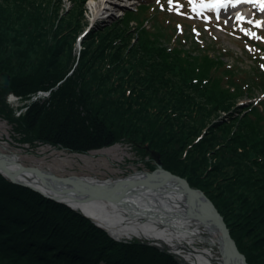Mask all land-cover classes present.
I'll return each instance as SVG.
<instances>
[{"label":"trees","instance_id":"1","mask_svg":"<svg viewBox=\"0 0 264 264\" xmlns=\"http://www.w3.org/2000/svg\"><path fill=\"white\" fill-rule=\"evenodd\" d=\"M84 2L70 0L59 15L60 0H0V74L22 100L49 92L15 118L0 90L12 141L86 154L127 140L149 157V172L154 151L162 169L213 203L247 264H264V116L236 104L259 85L224 86L216 56L198 62L188 50L157 45L139 21L128 26L136 19L129 10L91 28L77 53ZM258 77L264 90V72ZM0 264L179 263L149 244L118 242L0 174Z\"/></svg>","mask_w":264,"mask_h":264},{"label":"rangeland","instance_id":"2","mask_svg":"<svg viewBox=\"0 0 264 264\" xmlns=\"http://www.w3.org/2000/svg\"><path fill=\"white\" fill-rule=\"evenodd\" d=\"M170 1L171 0H151V3L145 2L144 5L147 6L146 8H140L136 11V8L142 4L132 5L134 1L116 0V2L128 3L127 5L129 7L124 10L114 8V10H112L114 15H111L105 22L99 23V25L109 24L119 19L123 11L129 10L134 13L132 16H136V19L129 21L128 26H133L136 24V21H139L141 27L154 36L151 40L156 42L157 45L160 44L171 49L176 47L178 49L188 50V53L193 59L197 57L198 62H200L201 58L204 56L209 58L216 56L220 62L217 68L218 77L224 80V86L228 85L227 81L229 80H232L241 89L247 88L252 82L259 85V88L257 85L252 88L251 93L249 92L251 95L243 93L236 99V104L242 107L252 106V108H256L257 111L262 112L261 115L263 117L264 90H259L262 88V85L259 83L258 73L264 72V57H261L262 60L258 59L254 62L248 60L249 57L244 55L243 52L245 50L248 52L250 50V45L245 43L241 37V33L236 30V27L232 26L230 20L227 19L228 16L223 17L224 23H215L209 14L197 15V13L200 12L194 10L196 9L194 3L193 5L190 4V2L194 0H185L188 3L184 2V0H175L178 2L176 4H171L169 3ZM60 4L58 13L62 15L71 4L70 0H60ZM101 4L102 1L100 0H85L83 8L86 25H84L83 29L80 31V36H83L84 33L88 31L87 18L92 16V9L95 7L98 8V6L101 7ZM173 5H177L176 9H174V7L171 9ZM166 6L167 10H165ZM191 8H193V10ZM179 23H184L185 26L182 27ZM195 28L196 30H194ZM132 42L133 41L130 43ZM74 49L78 53L81 46L79 49L75 44ZM256 53H258L257 50ZM8 96H6L5 103L13 110L17 109L13 113L15 118L21 116L25 112L23 109L25 108L24 105H29L31 103V101L22 100L17 96V104L13 101L9 102ZM21 110V114H15L17 111ZM261 122L264 126V118ZM11 134V125L0 118V153L6 155L14 153L22 157L23 163L39 165L54 171L58 175L79 176L99 182H113L133 175H144L149 172L145 165V161H147L149 157L145 155L142 156V154L137 152L127 140L116 142L106 148L91 150L86 154H73L49 145H37L35 147H30L25 144L20 145L12 141ZM110 236L113 237L111 234ZM116 240L120 242L138 241L146 244H154L156 243L155 241H160L135 237ZM159 245L165 252L170 253V250L162 241H160ZM203 245L204 244H201L199 241H194L191 246L196 249H203L205 248ZM189 249L193 250L192 247ZM211 249L214 254V249ZM174 256L175 259L177 258L176 260L179 264H187L180 256ZM216 258L217 256L215 259Z\"/></svg>","mask_w":264,"mask_h":264},{"label":"bare ground","instance_id":"3","mask_svg":"<svg viewBox=\"0 0 264 264\" xmlns=\"http://www.w3.org/2000/svg\"><path fill=\"white\" fill-rule=\"evenodd\" d=\"M106 7L110 8L108 6ZM106 7L104 9L107 11L108 9ZM243 7L244 6L241 8ZM97 9L96 7L92 9V13L98 14L99 11ZM241 17H243V14L238 13V19ZM7 158H10L8 160L15 164V166H9L10 169L17 167L16 165L19 163H23L22 157L14 153L8 155ZM135 179H143V176L133 175L126 178L128 181ZM16 180L27 183L43 192L46 196L61 200L73 207L76 211L86 214L88 218L107 230L116 239H129L135 237L148 240H160L169 246H173L171 243H175L173 247H170L171 253L177 256L183 254L181 258H183V261L187 264H228L229 257L226 253L224 255L223 252L219 250L217 240L212 237L211 232L207 228L205 229L204 226L196 221H174L166 219L163 214L156 209L159 207L167 213L181 212V210L186 209L191 201L184 187L176 183H172L175 185L170 187L171 180H168L159 172L154 175V179H151V182L146 183V180H142V187L135 186V191L142 198H145L144 201L149 202L151 209L147 208L144 204H140V200L136 198H134L133 201L117 204H110L108 202L80 203L73 197L66 198L50 192L42 186L39 180L33 177L18 178ZM123 180L99 182L95 180L89 181L88 179V182L100 188H106L114 185H123ZM165 180L168 181L164 182ZM195 203L199 211L204 214L209 213L210 208L207 207L206 202L198 194L195 196ZM216 237V239H218L219 235L217 234ZM183 239L188 241V244L199 241L201 244L203 243L206 248L197 252L193 250L182 251V247L179 243L182 242ZM211 248L214 249V254ZM216 256L217 258L215 259ZM231 261L233 264H239L235 255H232Z\"/></svg>","mask_w":264,"mask_h":264},{"label":"water","instance_id":"4","mask_svg":"<svg viewBox=\"0 0 264 264\" xmlns=\"http://www.w3.org/2000/svg\"><path fill=\"white\" fill-rule=\"evenodd\" d=\"M0 90L3 91V97L11 93L10 77L7 73L0 74ZM150 156L156 164L157 169L155 171L145 173L142 175L143 179L128 181L125 178L124 180L122 179L123 185H114L106 188H100L93 183H89L87 178L71 175H58L54 171L43 168L39 165L19 163L16 165L17 167L10 169L9 166H15V164L8 160L10 159L7 158L8 155L2 153H0V174L15 184L28 187L40 193L42 196L50 200L63 203L72 209L74 208L65 202L48 197L37 188L27 183L19 182L16 179L33 177L34 179L39 180L42 186L50 192L58 194L59 196H64L66 198L73 197L80 203L87 204L95 202H108L110 204H117L133 201V199L136 198L137 200H140V204H144L147 208L151 209L149 202L144 201L145 198L143 197V199L135 191V186L142 187V180H146V183L151 182V179H154V175L159 172L168 180H171L170 187L175 185L172 183H176L179 186L184 187L191 199L190 204L186 207V209L181 210V212L167 213L157 207L156 209L163 214L164 218L174 221L199 222L200 225L204 226L205 229L207 228L211 232L212 237L217 240L219 250H221L224 255L226 253V255L229 257L228 264H233L231 261L232 255L236 256L239 264H247L245 256L238 250L223 217L219 214L213 203L200 190L191 187L184 178L162 169L159 155L156 152L150 151ZM168 180H165L164 182H167ZM197 194L206 202L207 207L210 208L208 214H204L199 211L197 204L195 203V196ZM84 215L88 217L86 214ZM217 234L219 235L218 239H216Z\"/></svg>","mask_w":264,"mask_h":264},{"label":"built area","instance_id":"5","mask_svg":"<svg viewBox=\"0 0 264 264\" xmlns=\"http://www.w3.org/2000/svg\"><path fill=\"white\" fill-rule=\"evenodd\" d=\"M49 96V93H43V92H39V93H37L35 96H32L31 97V102H34V101H37V100H39V99H44V98H47ZM9 101L11 102V101H13V102H15L16 104H17V101H18V98L17 97H15V96H13V95H10L9 96ZM21 112H22V110L21 111H17L15 114H21ZM19 116V115H18ZM187 245H180L181 247H182V251H185V250H191V249H189L190 247H192L193 248V251L194 252H197V251H202L203 249H200V248H194L193 246H190L189 247V244L188 243H186ZM204 246V245H203ZM206 248V247H205ZM212 250V249H211ZM183 256V254L182 255H180V257H182ZM183 259V258H182Z\"/></svg>","mask_w":264,"mask_h":264},{"label":"snow or ice","instance_id":"6","mask_svg":"<svg viewBox=\"0 0 264 264\" xmlns=\"http://www.w3.org/2000/svg\"><path fill=\"white\" fill-rule=\"evenodd\" d=\"M255 2L260 3V5H261V11H264V0H255ZM258 26H259V22H258Z\"/></svg>","mask_w":264,"mask_h":264}]
</instances>
